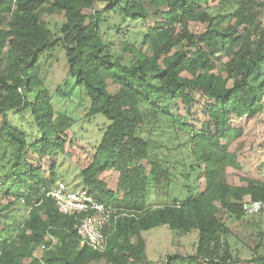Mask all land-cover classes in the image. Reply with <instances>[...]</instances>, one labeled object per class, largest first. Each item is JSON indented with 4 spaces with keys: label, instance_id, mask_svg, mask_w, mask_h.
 I'll use <instances>...</instances> for the list:
<instances>
[{
    "label": "trees",
    "instance_id": "trees-1",
    "mask_svg": "<svg viewBox=\"0 0 264 264\" xmlns=\"http://www.w3.org/2000/svg\"><path fill=\"white\" fill-rule=\"evenodd\" d=\"M263 13L264 0H0V264H146L142 234L158 227L197 234L193 253L162 264H264V232L249 260L228 244L264 217V210L246 216L240 205L244 197L264 202V183L242 177L233 185L226 173L240 168L231 147L243 136L230 122L263 112ZM52 15L62 16L53 30ZM190 23L204 30L193 33ZM58 45L68 76L86 92L84 118L108 122L97 147L87 146L77 184L115 210L103 252L80 244V216L58 214L45 197L58 166L45 170L42 162L68 158L73 148L74 123L55 116L54 96L43 88L44 56ZM194 93L204 100L202 120ZM10 111L29 112L40 137L27 140L8 123ZM108 172L118 174L115 190L103 180ZM163 185L172 203L153 207L150 193Z\"/></svg>",
    "mask_w": 264,
    "mask_h": 264
},
{
    "label": "rangeland",
    "instance_id": "rangeland-1",
    "mask_svg": "<svg viewBox=\"0 0 264 264\" xmlns=\"http://www.w3.org/2000/svg\"><path fill=\"white\" fill-rule=\"evenodd\" d=\"M151 21H148V25L151 26ZM48 28L53 30L59 23L62 22V16L52 15L46 17ZM264 23V13L262 17ZM189 30L193 33H201L204 28L199 24L190 23ZM177 48L176 50H178ZM48 53L45 54V56ZM50 57L44 56L43 68V88L49 90L54 96L52 104L54 106L55 116L58 114H65L73 121V126L69 133H67L70 142L73 144V148L68 158H58L53 156L47 160H44L43 168H47L55 164L58 166L57 179L54 182H60L65 184L68 190L75 191L80 189L78 172L81 168L90 160L92 151L89 147H97L101 140L103 129L107 126L108 122L101 116L94 117L92 119H85V110L88 107V99L86 92L74 85L72 78L68 76V70L66 66V60L64 57V51L61 46L55 47L51 52ZM221 59V58H220ZM58 90L61 93L55 94ZM118 90V87L109 85L108 91L114 93ZM29 101H31L32 95L25 93ZM193 97L199 106H195L193 111L198 114L199 120H202L200 115L203 107V98L200 93H194ZM263 112L255 119L250 120L243 118L241 120H232L230 124L236 128H240L243 131L241 139L231 147V152L236 156L239 169L227 168L226 173L231 174L233 177L230 182L233 185L241 186L239 178L247 177L251 180L264 183V96L262 100ZM179 113H183L182 106L179 107ZM197 118V117H196ZM197 120V119H196ZM7 121L10 125L17 127L21 130L27 140L33 142L40 137V132L33 124L32 118L29 112H25L23 117L15 112H8ZM187 124L195 129H198V123L193 119H187ZM182 143L184 141H181ZM182 158L185 164L190 163L187 149H181ZM146 170L149 167L146 163ZM180 174V173H179ZM103 180L108 184V188L115 190L118 174L116 172H108L103 175ZM53 184V185H54ZM178 191H181L182 181H179ZM184 184V183H183ZM193 181L186 182V189L188 190L194 185ZM204 180L199 178L197 180V190L202 191L204 189ZM78 188H77V187ZM74 188V189H73ZM170 192H173L170 190ZM182 192V191H181ZM181 192L179 194H181ZM175 193V192H174ZM150 201L153 207H163L172 203V196H168L167 188L165 185L160 187H154L150 193ZM175 197V195L173 196ZM248 197H244L243 200H247ZM5 201L2 205H5ZM250 223H246L243 227L242 233L237 237H230L228 244L231 253L234 257L239 258L241 261L249 260L252 257V248L258 241L257 234L264 232V217H256L250 219ZM197 234L192 232L190 234H184L183 232H171L166 227L154 228L146 233L142 234V239L145 242V255L146 264H162L164 258L168 255H181L186 256L193 253L196 243ZM264 245V234L262 239ZM37 255V252L34 253ZM93 264H106L104 261H99Z\"/></svg>",
    "mask_w": 264,
    "mask_h": 264
},
{
    "label": "built area",
    "instance_id": "built-area-1",
    "mask_svg": "<svg viewBox=\"0 0 264 264\" xmlns=\"http://www.w3.org/2000/svg\"><path fill=\"white\" fill-rule=\"evenodd\" d=\"M15 3L17 0H11ZM58 212L63 216H80L75 227L81 245H86L95 252H103L106 247L104 229L115 212L111 207L96 202L86 191L68 190L65 184L55 183L45 194ZM244 215L254 216L264 210V202L251 201L249 198L241 202Z\"/></svg>",
    "mask_w": 264,
    "mask_h": 264
}]
</instances>
